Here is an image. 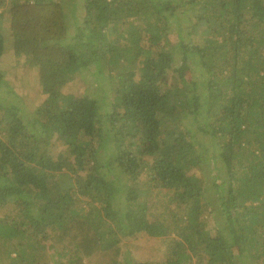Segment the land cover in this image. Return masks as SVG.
Masks as SVG:
<instances>
[{"label":"trees","instance_id":"1","mask_svg":"<svg viewBox=\"0 0 264 264\" xmlns=\"http://www.w3.org/2000/svg\"><path fill=\"white\" fill-rule=\"evenodd\" d=\"M0 264H264V0H0Z\"/></svg>","mask_w":264,"mask_h":264},{"label":"rangeland","instance_id":"2","mask_svg":"<svg viewBox=\"0 0 264 264\" xmlns=\"http://www.w3.org/2000/svg\"><path fill=\"white\" fill-rule=\"evenodd\" d=\"M91 70H92V74L91 75H94V74H96L98 72L95 68H91ZM105 74L107 75V72H105ZM34 78H35L34 76L33 77L32 76L27 77V79L31 82V84L30 85H24V86H26L25 88H27V90L32 92V93L35 92V91L32 90V87H33V85H35L37 83V81ZM134 78L137 80V77H134ZM108 80H109V78H108ZM102 81L106 82L107 78L105 77ZM135 82H137V81H135ZM110 85H112V84L110 83ZM92 90H97L98 91L97 92V97H98L97 100L101 101L103 99V95L100 93V90L98 88L94 89V87L91 84L85 88V85H83V82H82V78L78 79L75 84L69 86V88L66 89L67 92H70V93L72 92V93H75V94H78V95H81L83 93L90 94V92ZM108 90H109L110 95L107 92L106 95H107L108 98L105 100L107 105L111 103L112 95L115 92V90L113 88H111L110 86H109ZM139 95L140 94L137 92V99L141 100ZM95 98H96V96H95ZM101 109H102V106H101ZM219 167L221 168V164H219Z\"/></svg>","mask_w":264,"mask_h":264}]
</instances>
